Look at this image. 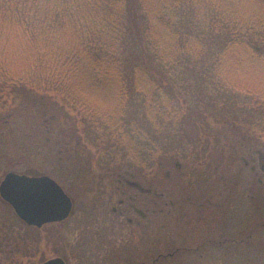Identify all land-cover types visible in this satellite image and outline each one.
<instances>
[{"label": "trees", "instance_id": "16d2710c", "mask_svg": "<svg viewBox=\"0 0 264 264\" xmlns=\"http://www.w3.org/2000/svg\"><path fill=\"white\" fill-rule=\"evenodd\" d=\"M26 88L61 97L110 163L162 166L183 106L235 94L256 100L231 110L237 134L264 147V0H0V112ZM22 233L0 222V264L29 257Z\"/></svg>", "mask_w": 264, "mask_h": 264}, {"label": "rangeland", "instance_id": "374dc122", "mask_svg": "<svg viewBox=\"0 0 264 264\" xmlns=\"http://www.w3.org/2000/svg\"><path fill=\"white\" fill-rule=\"evenodd\" d=\"M18 92V97H11L7 109L0 112V182L4 174L9 171L24 172L31 165L35 168L39 157L36 152L33 154V144L26 140L25 136L31 133L32 129L40 126L45 119L46 112L49 114L47 117L56 115V123L59 127L58 136L67 141L64 146V160L69 162L75 160L70 171H68V164L62 161L59 171L56 172L58 179L68 189V194L73 197L76 213L70 222L54 226L56 235L53 237L48 234L49 236L47 235L44 242L40 244L36 239V231L34 230V233L30 231L31 229H28L14 213L10 216L12 209L1 200L0 222L6 224L7 227L11 225L17 227L18 232L21 230L22 239L29 238V249L27 250L29 257L22 258L21 264L39 263L59 256L68 257L69 264H74V257H72L74 252H79L78 254L83 256L88 250L84 234V226L87 222L86 205L90 202H97L95 195L93 196L92 193L88 195L82 188L86 184L89 186V183L84 184V180L85 178L91 179L92 189L100 182L103 183L104 173H102L103 165L101 164H107L110 161L101 160V148L93 144L86 134L91 129L87 131L80 126L78 114L65 108L61 97L55 93H29L27 88L26 90L19 89ZM232 96L234 98L228 97L229 102L231 104L238 102V107H228L219 100L218 103L216 102L215 110L183 106L182 132H179L182 139H179L176 145L178 146L177 154L161 159L162 166L159 164L151 169L156 174V182L163 187L162 191L166 193L165 202L169 204L163 207V213L158 212L157 214V219H159L157 235L162 232L164 236L180 234V226L183 224V171L188 175L189 172H193L195 176L201 173V177L203 173H205L203 177L208 175V181L205 180L207 182H199L192 173L188 176L185 187L192 192H196L199 187L205 189L214 186H232L236 188L238 194L233 214L235 224L245 226L251 224V220L264 219V172L258 160L256 164L251 160L253 157L258 159L259 156H264V147L259 141H256L254 146H250V141L243 137V132L241 135L237 134L239 133L237 130L239 117L234 120L230 119L231 110L235 112L239 110L241 112L237 114L241 115L245 110L250 111L251 108L248 106L252 107L256 100L250 96L238 97L237 94ZM221 110H226L227 113L223 115ZM250 113L252 114V111ZM183 135L185 136L184 144ZM243 159L248 162V166ZM114 163L128 167L129 170L134 169L133 172L137 171L140 177L143 175L147 177V169L135 168L120 160ZM254 165L255 172L252 171ZM220 177H225L227 182L220 181L222 179ZM259 179L263 181L262 185L259 184ZM217 180L220 183H216ZM76 185L79 187L76 188ZM171 202L173 205H170ZM162 224L165 225L164 231L161 230ZM262 236L264 237V232ZM246 254L236 256V260H242ZM250 257L253 264H264L263 253L253 251ZM188 261L183 258L182 263L188 264Z\"/></svg>", "mask_w": 264, "mask_h": 264}, {"label": "flooded vegetation", "instance_id": "af4514ba", "mask_svg": "<svg viewBox=\"0 0 264 264\" xmlns=\"http://www.w3.org/2000/svg\"><path fill=\"white\" fill-rule=\"evenodd\" d=\"M48 115L46 112L40 126L32 129V132L25 136L26 140L33 144V154L36 152L39 157L35 168L31 165L24 172L7 173L16 172L34 179H51L68 194V189L57 176L60 162L65 161L63 154L67 141L58 136L56 115L47 117ZM251 160L254 164L258 160L264 172V156L261 155L258 159L253 157ZM70 161H65L68 164V171L71 170L75 160ZM243 161L248 166V162L245 159ZM104 164H101L104 173L103 183L100 182L92 189L91 179L84 180V184L89 183V186L86 184L82 188L88 195L90 193L95 195L97 202L86 205L87 222L84 226V234L88 250L83 256H80L79 252H74L72 256L74 264H178L183 262V258L189 260L188 264L195 262L196 264H253L250 260L251 252L264 254V244L262 245L264 219L251 220V224L245 226L234 222L233 214L238 194L236 188L199 187L196 192H192L185 187L188 176L192 173L199 182H203L208 179V175L203 177L205 175L203 173L201 177L199 173L195 176L193 172H189L188 175L183 171V224L180 226V234L164 236L162 232L157 235L159 226L157 214L163 213V207L169 204L165 202L166 193L162 191L163 187L156 182L154 170L151 168L147 177L145 175L140 177L137 171L133 172L134 169L129 170L128 167L115 163ZM126 164L138 168V165ZM252 171H256L255 165ZM220 181L227 182L225 177ZM220 181L217 180L216 183ZM262 183L263 181L259 179V184ZM77 187L79 185H76ZM68 195L73 199L70 194ZM0 200L11 209L1 198ZM170 205L173 203L171 202ZM75 208L74 203L70 218L62 222L47 223L41 228L23 224L36 231V239L40 244L48 234L53 237L56 235L54 226L72 220L76 213ZM164 229L165 225L162 224L161 230ZM242 253L247 254L242 260H236V256ZM23 254L29 256L28 251ZM56 258H62L65 264L70 263L68 257ZM46 261L33 264H42Z\"/></svg>", "mask_w": 264, "mask_h": 264}, {"label": "water", "instance_id": "95a60500", "mask_svg": "<svg viewBox=\"0 0 264 264\" xmlns=\"http://www.w3.org/2000/svg\"><path fill=\"white\" fill-rule=\"evenodd\" d=\"M0 198L8 204L24 224L41 228L47 223L62 222L73 212V199L55 181L28 178L7 173L0 184ZM42 264H65L62 258L50 259Z\"/></svg>", "mask_w": 264, "mask_h": 264}]
</instances>
